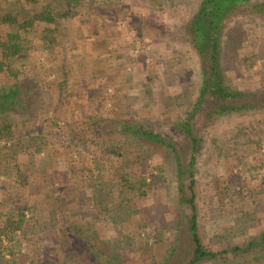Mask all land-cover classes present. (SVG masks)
Instances as JSON below:
<instances>
[{
	"label": "rangeland",
	"instance_id": "374dc122",
	"mask_svg": "<svg viewBox=\"0 0 264 264\" xmlns=\"http://www.w3.org/2000/svg\"><path fill=\"white\" fill-rule=\"evenodd\" d=\"M84 1L96 10L89 21L64 20L58 33L68 46L62 54L69 62L66 84L44 66L38 42L14 59L19 79L40 85L39 109L35 118L9 120L19 128L12 125L0 143V224L23 222L26 229L37 210L44 213L45 223L36 224L28 240L17 232V264H95L101 249L113 262L102 258L99 264H188L191 194L179 170L186 169L190 143L176 125L202 85L199 56L181 32L201 0ZM226 24L220 49L225 85L264 89V16L243 11ZM2 76L0 82L13 84L7 73ZM50 96L51 108L43 109L40 100L48 104ZM213 110L201 106L192 125L200 140L199 234L216 252L244 246L264 231V111L214 117ZM121 122L153 125L172 137L182 168L170 150L136 138L118 127ZM38 127L44 132L35 133ZM100 192L106 212L98 204ZM56 203L59 218L51 219ZM67 213L83 224V241L74 229L64 239L59 221ZM222 263L264 264V253L200 264Z\"/></svg>",
	"mask_w": 264,
	"mask_h": 264
},
{
	"label": "trees",
	"instance_id": "16d2710c",
	"mask_svg": "<svg viewBox=\"0 0 264 264\" xmlns=\"http://www.w3.org/2000/svg\"><path fill=\"white\" fill-rule=\"evenodd\" d=\"M80 7L85 11L82 14L79 11ZM95 11L92 6V1L86 2L84 0H0V78L3 77V74L7 73L8 77L14 80L13 84H8L7 78L0 82V143L4 142L5 137L10 134L13 128L12 125L19 128V125L17 126L16 123H10L9 120H12L13 117L20 116V119L24 117L27 118L25 120H29L32 116L35 118L38 115L36 111L39 107L34 101L38 99L40 85H30L26 83V80H20L18 70H15L14 59L19 55L29 54L32 50L31 43L38 42L42 56L47 59L44 66L49 67L54 72L60 73L61 81L58 84L63 86L68 80L69 62L62 57V54L64 55L66 53L68 47L65 44L66 42L63 44L60 38L61 35L58 34L63 24L62 22L67 20L68 23H71L75 18L80 19L82 22H88L91 14ZM243 11L264 16V1L201 0L197 10L181 28L182 34L188 38L191 46L199 56L202 81L197 100L192 104L193 106L187 105V112H183L184 118L179 117L178 124L176 125L185 134L190 143V155L185 164V170L182 171L181 169V158L178 155L179 153L176 147H174L172 137H165L153 131V125H130L128 122L117 124L121 129H127L136 138L157 143L163 148L170 150L172 154H175L174 158L177 164V170L179 168L181 169V171L179 170V177L185 175V180L188 184L187 190L191 194L190 198L186 200V203L190 206L188 234L193 245L192 259L188 264H200L203 261L212 260H226L233 258V256H244L248 253H253L255 256L264 253V231L256 238L248 241L244 246H231V248H222L216 252L207 250L200 238L198 213L195 204V166L200 149V140L194 134L192 119L198 113L200 107L203 105L213 106V113L216 115L214 117L250 112L257 109L264 111V89L257 91L233 90L225 85L222 74L220 49L222 48L221 39L223 28L226 27L229 19ZM40 25H44L45 29L39 30ZM66 31L74 32L73 29L68 27ZM60 60L61 62H59ZM94 67H97L96 62H94ZM179 98L178 96L171 97L174 102L178 101ZM49 99L48 104H43L42 100H40L43 109L51 108L54 96H50ZM29 116L31 117L29 118ZM53 125L55 126V123ZM40 132L44 131H42L41 127H38L35 133L41 134ZM37 139L41 140L43 136H37ZM8 140L7 138L6 141ZM10 153L15 155L16 151L10 149ZM126 179L122 177L123 182ZM180 184H183V182L180 181ZM180 186V192L184 193L183 186ZM98 204L101 210L106 212L105 209L108 204L102 192H100ZM58 209L61 208L56 203L54 209L49 213L51 219L53 217L59 218L57 213ZM41 212V210H37L36 213L39 218H34L33 216L32 222H26V229L23 227V222H13L10 226L0 224V261L8 257L6 264H17L13 249L15 244L19 247L21 241L17 232L22 235L24 240H28V235L33 233L34 226L36 224H44L46 221V219H43L44 213ZM61 212L60 214L62 216L64 213L62 214ZM65 216L64 221L60 222L58 220L59 225L61 224L63 229L61 231L64 234V239L68 238L69 235L72 236L70 232L74 229L76 230L74 234L77 235L76 238L83 241L82 239L84 237L82 235L80 236L84 229L83 224L80 222L74 223L71 213H67ZM99 251L95 255V264H99L102 258L106 259L107 263L113 262L109 259L108 254H105L106 252L103 249ZM116 260H119V257Z\"/></svg>",
	"mask_w": 264,
	"mask_h": 264
}]
</instances>
